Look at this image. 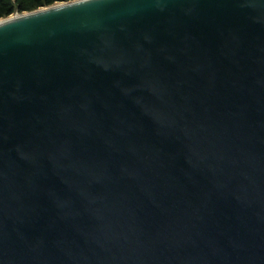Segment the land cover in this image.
Wrapping results in <instances>:
<instances>
[{
	"label": "water",
	"instance_id": "1",
	"mask_svg": "<svg viewBox=\"0 0 264 264\" xmlns=\"http://www.w3.org/2000/svg\"><path fill=\"white\" fill-rule=\"evenodd\" d=\"M0 264H264V0L1 20Z\"/></svg>",
	"mask_w": 264,
	"mask_h": 264
},
{
	"label": "trees",
	"instance_id": "2",
	"mask_svg": "<svg viewBox=\"0 0 264 264\" xmlns=\"http://www.w3.org/2000/svg\"><path fill=\"white\" fill-rule=\"evenodd\" d=\"M73 0H0V19L17 14H25L42 8Z\"/></svg>",
	"mask_w": 264,
	"mask_h": 264
},
{
	"label": "built area",
	"instance_id": "3",
	"mask_svg": "<svg viewBox=\"0 0 264 264\" xmlns=\"http://www.w3.org/2000/svg\"><path fill=\"white\" fill-rule=\"evenodd\" d=\"M18 15H20V14L15 13V14L9 16V17L13 18V17L18 16ZM5 19H6V18H5ZM1 20H3V19H0V21H1Z\"/></svg>",
	"mask_w": 264,
	"mask_h": 264
}]
</instances>
